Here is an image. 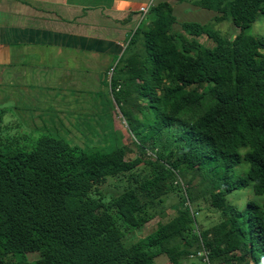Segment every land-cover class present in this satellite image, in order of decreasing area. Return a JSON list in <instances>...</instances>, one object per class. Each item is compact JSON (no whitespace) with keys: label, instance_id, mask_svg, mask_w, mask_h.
Wrapping results in <instances>:
<instances>
[{"label":"trees","instance_id":"16d2710c","mask_svg":"<svg viewBox=\"0 0 264 264\" xmlns=\"http://www.w3.org/2000/svg\"><path fill=\"white\" fill-rule=\"evenodd\" d=\"M174 1L214 15L204 23L180 21L172 2H156L109 83L127 120L149 107L168 126L165 140L152 141L162 145L157 158L145 149L131 158L123 144L87 150L53 134L24 147L6 133L0 109V264H157L161 255L171 264L195 258L208 264L203 250L214 264H264V36L250 32L264 0ZM224 20L235 34L212 27ZM142 163L150 170L136 174ZM242 163L245 177L236 173ZM195 167L210 193H194L193 178L178 181ZM122 176L129 178L122 190L102 191L109 177ZM250 184L259 199L244 209L229 201ZM171 194L179 199L169 204L177 213L129 240L164 213ZM202 198L220 216L207 228L198 221Z\"/></svg>","mask_w":264,"mask_h":264},{"label":"rangeland","instance_id":"374dc122","mask_svg":"<svg viewBox=\"0 0 264 264\" xmlns=\"http://www.w3.org/2000/svg\"><path fill=\"white\" fill-rule=\"evenodd\" d=\"M169 1L172 2L180 21L204 23L211 20L214 15L208 14L207 10L199 12L201 8L185 2ZM1 18L0 14V20ZM151 20L152 16L149 15L143 23H149ZM212 27L227 36L237 31L231 20L216 22ZM250 32L264 36V13L252 24ZM202 41L212 44L207 36L202 37ZM21 50L22 52L18 53L14 59L16 64L4 67L0 65V109L6 111L5 120L10 125L6 128V133L10 137H19L20 144L29 148L40 136L53 134L64 137L87 150L110 151L123 144L128 147L131 158L141 155L140 150L144 151V149L150 157L157 158V152L162 149V145L160 143L152 145V141H162V137L165 140L168 127L160 117L158 118L157 111L154 114L153 110L148 107V111L133 112L130 115L133 121L130 122L127 116H123L120 107L114 101L108 84L111 81V75L107 78L108 82L97 78L96 74H102L101 69L83 66L80 62L82 59L78 60L79 55L75 52L74 54L48 55L50 58L43 60V57L48 58L47 54H35L31 52V47ZM24 50L26 52H23ZM21 63L26 64L22 65V70L21 65L19 66ZM89 65L92 66V63ZM147 102L149 103L148 98L137 99L136 103L143 106ZM155 120L159 122L153 126ZM117 132L119 137L115 134ZM204 168L203 171H209L208 166ZM196 169L197 167L191 170L185 169L179 175L181 179L178 181L183 180L187 183L190 178H193L189 186L194 193L201 195L210 193L206 175L197 172ZM247 169V164H238L236 166L237 176L245 177ZM149 170L150 167L142 163L136 169V174H147ZM128 184L127 176L109 177L101 189L103 192L120 191L124 185ZM254 198L259 199L254 194L251 184L245 189L235 190L228 195L229 201L238 205L240 209L246 208L247 202ZM168 199L164 213L161 212L143 229L130 235L129 240H136L139 236L150 234L160 222L169 220L177 213L178 210L170 205L177 204L179 199L173 194ZM199 203L202 210L198 221L202 227L207 228L217 223L220 218L219 213L209 207L210 205L204 198L200 199ZM156 262L157 264H171L166 255L159 256ZM184 264L206 263L195 258Z\"/></svg>","mask_w":264,"mask_h":264},{"label":"crops","instance_id":"0c3cea01","mask_svg":"<svg viewBox=\"0 0 264 264\" xmlns=\"http://www.w3.org/2000/svg\"><path fill=\"white\" fill-rule=\"evenodd\" d=\"M149 1L0 0V65L16 64L14 59L22 48L47 54L43 60L48 55L75 52L83 66L100 68L102 74H96L97 78L108 82L129 33L140 22V7ZM20 65L22 70L26 64Z\"/></svg>","mask_w":264,"mask_h":264},{"label":"built area","instance_id":"2783aa9c","mask_svg":"<svg viewBox=\"0 0 264 264\" xmlns=\"http://www.w3.org/2000/svg\"><path fill=\"white\" fill-rule=\"evenodd\" d=\"M154 1H149L148 3L142 5L139 9V13H140V21H142L145 16L148 14L150 8L154 5ZM112 74H113V69L110 70V75L112 78ZM200 254L204 255V260L208 263V264H214L211 262L209 255L207 254V252L205 250L201 251ZM217 264H235V263H217Z\"/></svg>","mask_w":264,"mask_h":264}]
</instances>
